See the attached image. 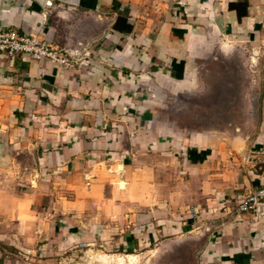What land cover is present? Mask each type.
I'll return each instance as SVG.
<instances>
[{
  "label": "crops",
  "instance_id": "crops-1",
  "mask_svg": "<svg viewBox=\"0 0 264 264\" xmlns=\"http://www.w3.org/2000/svg\"><path fill=\"white\" fill-rule=\"evenodd\" d=\"M9 30L71 66L0 54V264H264V0H0Z\"/></svg>",
  "mask_w": 264,
  "mask_h": 264
},
{
  "label": "built area",
  "instance_id": "built-area-1",
  "mask_svg": "<svg viewBox=\"0 0 264 264\" xmlns=\"http://www.w3.org/2000/svg\"><path fill=\"white\" fill-rule=\"evenodd\" d=\"M0 54L13 58L29 56L35 60H49L70 67L71 61L58 46L34 35L20 34L14 30L0 32ZM264 204V187H259L242 197L236 208L239 213H256ZM198 212L194 210V217Z\"/></svg>",
  "mask_w": 264,
  "mask_h": 264
},
{
  "label": "rangeland",
  "instance_id": "rangeland-1",
  "mask_svg": "<svg viewBox=\"0 0 264 264\" xmlns=\"http://www.w3.org/2000/svg\"><path fill=\"white\" fill-rule=\"evenodd\" d=\"M203 242L204 241H201V244ZM193 247V242H185L184 245L178 248L173 254H169L166 257L164 256L163 259L158 262L157 260H153L152 262H150L149 257L145 260H140L138 258L133 259L130 257L124 258V254H128V252L119 253L121 255L117 256L114 260L106 258L104 254H102L103 259H92V256L78 254L74 255V253H70L69 255H67V258L69 260V264H197L199 255ZM133 253L137 254L136 252Z\"/></svg>",
  "mask_w": 264,
  "mask_h": 264
},
{
  "label": "bare ground",
  "instance_id": "bare-ground-1",
  "mask_svg": "<svg viewBox=\"0 0 264 264\" xmlns=\"http://www.w3.org/2000/svg\"><path fill=\"white\" fill-rule=\"evenodd\" d=\"M131 258L135 259V257H133V256Z\"/></svg>",
  "mask_w": 264,
  "mask_h": 264
}]
</instances>
